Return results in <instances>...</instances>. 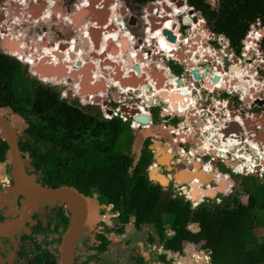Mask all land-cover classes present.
I'll use <instances>...</instances> for the list:
<instances>
[{
  "label": "flooded vegetation",
  "instance_id": "af4514ba",
  "mask_svg": "<svg viewBox=\"0 0 264 264\" xmlns=\"http://www.w3.org/2000/svg\"><path fill=\"white\" fill-rule=\"evenodd\" d=\"M50 1V6L54 8V0ZM73 1L62 3V0H59L61 10L50 12L49 16L46 17V22H42L50 7L41 15L31 17L28 10L29 5L24 7L25 3L22 0H0L1 15L4 14L0 21L4 26L2 27L0 23V37L3 39V34L11 38L19 36L20 40L24 41L27 53L33 55H37L38 52L43 54V50L49 48L55 52L63 50V54L73 39L74 43L82 48L81 57L83 59H80L82 62L80 68L72 66L73 64H70V68L73 67V71L78 72L89 65V72L92 76L94 75L93 71L97 74L101 73L100 79L94 77L91 82L94 85L104 81L105 88L101 96L102 99L97 101L94 98L95 95L89 93L84 99L88 100L91 97V101L89 103L83 102L80 96L84 95H81L79 91H71V89L67 92L61 91L58 84L65 85L66 83H61L60 79L55 80V84L45 83L39 78V75L34 74L32 65L25 64L21 59L12 56L9 51V56L19 61L24 67V75L28 80L35 79L53 88L59 93L60 98L68 103L90 106L89 109L92 112L100 111L107 123L112 120L120 121L124 129L122 135L127 138L128 144H120L119 153L123 157V161L125 157L132 159L133 164L128 169L130 173L135 170V167L148 152L152 154V161L144 171L146 176L149 175L152 168L163 169L156 163L155 149L151 146L152 141L160 140L156 133H152L153 127L158 124L154 122L153 114L155 109L159 108L157 111L158 117L161 118L159 123L170 136L168 153L171 156L169 160L171 169H164L168 185L163 187L158 181L153 182L159 184L162 190L168 188L169 191H174L171 188L180 187L181 184L175 180L176 173L183 170L185 172L187 169L193 171L194 168L189 167L193 161L199 164V169L207 174L211 173L213 176L216 173L227 174L228 177L225 178L227 182H233L234 179L231 178L230 174L220 172L218 170L219 164L228 167L233 175L257 178L258 184L264 185V174L259 176V170L264 171V125L258 120V118H264L263 28L256 27V30L253 29L251 35L247 36L248 28L246 34L240 39L239 45L236 46L221 31L213 29L200 12L189 6L187 0H169L178 9L187 8L183 16L170 18L173 22L168 30L174 37V41L171 42L167 40V35L163 34L166 29L163 27L166 19L161 21L158 19L161 16L155 15L157 10L160 12L159 8L165 0L146 1L147 6L140 10V13L143 14L138 13L137 18L132 16L130 20V9L121 5L122 0H119L122 11L121 9H117V11L123 17L121 18L123 21L121 28L114 27V24H109L107 21L99 22L92 16V6L94 8L101 3L104 8L98 11L109 12L114 0H80L79 3ZM7 2H14L23 7L26 17L29 18L25 21L31 20L33 23L37 19L38 22L34 24H38V28L36 27L33 32L29 27L33 26L32 23L28 26L22 23L24 22L23 19L15 20L13 14L9 15L6 7L9 3ZM82 2L86 3L84 7H80ZM213 2L216 3L215 0ZM71 3L72 10L69 8ZM157 3L160 5H156ZM129 4L142 7L145 3L139 4L130 0ZM164 4L169 10L163 12L169 13L171 7L166 3ZM81 9H87L85 10L87 15L83 10V20L87 19L83 21L82 25L77 26L71 22V19ZM147 10H149V14H147ZM14 16L20 18L18 15ZM52 17L54 22H51ZM149 18L153 20V24L157 25L153 29L148 27L149 31L152 33L160 31L167 43L172 45L170 50L165 51L160 48L156 38H147L146 26L150 23ZM174 18L176 19L173 20ZM185 18L189 19V23L184 22ZM137 19L138 24L141 23V25L137 24ZM133 22L134 25H138L137 28L132 27ZM61 26L72 32L77 31L78 40L73 33L72 37L70 35L66 37L67 40L62 41V32L54 31L55 27H60L61 30ZM1 29L5 32H1ZM89 30H98L97 32L101 34L100 41L96 47L91 43L84 48L81 46L80 37L88 38ZM105 34L108 38H111V34L116 35V38H111V42L116 47L114 53H110L107 49V43L102 42ZM2 39H0V45ZM20 40L18 39L16 42L19 43ZM77 41H80V44H77ZM121 42H124V47ZM67 48L73 53L70 46ZM95 51L97 55H95ZM50 55H43L42 58L47 57L51 64L52 59L50 58L52 57ZM56 59V64L66 61L62 58ZM96 61L98 62L96 63ZM66 62L70 63V61ZM137 66L139 72L135 69ZM193 70L197 71L198 80L191 74ZM238 71L242 75H238ZM154 73L160 75V82L157 77L153 76ZM215 78L217 80H214ZM101 79L102 81H100ZM132 79H135L133 84L126 83ZM66 81L75 84L71 75L67 77ZM144 87L146 88L144 89ZM154 89L159 92L153 97L154 93L151 92L152 90L155 92ZM160 92L165 94L163 96L165 98L159 95ZM157 98L158 100H156ZM164 99L166 100L164 101ZM180 107L183 110H178ZM2 108L5 109L4 112ZM0 111V116L14 129L15 144L24 174L33 183L41 187L57 188L58 186H55L54 181L55 176L45 169L48 152L52 146L47 143H37L30 139L29 131L32 116L22 117L10 107L0 106ZM104 115L109 118H105ZM140 115L147 116L148 122L139 123L136 117ZM14 117L18 119H14ZM136 132H140L139 134L142 136L138 153L133 152ZM198 141L201 142V146L197 144ZM252 142L258 149L251 144ZM205 143L208 145L207 149L204 146ZM223 143L229 147L227 150L230 153L237 156L241 155L240 160L233 161L230 163L231 165H228L229 160L216 162L215 159L222 156L220 148ZM196 149L199 151L193 154L192 151ZM56 150H62V147ZM8 151L9 144L2 139L0 134V224L9 226L8 232L0 234V264H29L34 260L43 264H52L58 254L62 237L72 220V212L66 202L56 199L35 201L36 204L31 207V201L27 194L15 189V181L12 176L13 167L7 159ZM58 154L64 159L68 157L66 153L59 152ZM259 155L263 160H259ZM195 156L199 157V161L195 160ZM182 157H185L186 161L184 165L178 167L177 161L179 162ZM204 158L208 159L203 161ZM210 159L212 162L208 163ZM249 161L255 167L251 171L250 168L241 167L240 172L236 173V169L240 166L232 167L237 162L245 164ZM203 165L208 167V170H204ZM245 183L247 182L242 179L240 182H235V185L232 183L231 187L223 189L224 191L230 189L228 194L224 195L223 192H220L214 197H221L222 205L224 199L239 191L245 195V201H242L246 203L248 195L242 189ZM188 190L190 191L191 187ZM77 192L96 201L98 214L93 228L87 227L81 232L74 249L73 264H177L180 250L185 245L173 252L165 250L158 243V238L151 226L143 225L140 230H135L133 221L129 223L133 231L128 232L127 237L125 236L126 228L122 234H117L115 231L118 230V223L113 222V219L118 216V213L112 210V205L102 204L97 193ZM171 196L173 197V193ZM206 198L212 199L208 196ZM104 206H111V208L106 210ZM105 215L108 217H106L107 219ZM109 230L115 231L109 233ZM163 230L167 236L173 234L168 225H165ZM198 231L197 225V231L194 233ZM261 235L260 239L264 238V234ZM136 236L140 239H136ZM151 238L154 239L153 243L149 241ZM184 243L187 245V241ZM190 243L196 246L194 242ZM199 250L206 249L199 248L195 251L198 252ZM145 252H148L147 256L144 255ZM162 256L164 260L161 259Z\"/></svg>",
  "mask_w": 264,
  "mask_h": 264
},
{
  "label": "trees",
  "instance_id": "16d2710c",
  "mask_svg": "<svg viewBox=\"0 0 264 264\" xmlns=\"http://www.w3.org/2000/svg\"><path fill=\"white\" fill-rule=\"evenodd\" d=\"M134 1L143 4L148 0ZM215 1L213 6L207 0H187V3L200 12L213 29L225 34L233 45H239L250 24L257 19H261L264 25V0ZM6 7L9 14L19 16L18 7L11 4H7ZM2 29L1 32L4 31ZM105 37L107 40L108 37ZM10 38L4 34L3 39L0 37L3 47V50H0V106L10 107L22 117L32 116L30 139L52 146L48 152L45 169L55 176V186H69L78 191L94 192L98 194L102 204L112 205V210L118 213L115 218L118 230H109V233L115 231L122 234L133 221L135 230H140L143 225L151 226L158 243L168 251L179 249L184 242L189 241L211 251V264H264V238L260 239L255 234V229L264 227L263 184L250 187L245 183L242 186L243 192L248 195L246 203L239 198L238 191L224 199L222 205L211 206L202 203L194 210L190 208V202L166 195L162 187L150 181L144 172L152 161L151 152L142 158L132 173L128 172L133 164L132 159L125 157L123 161L119 153L118 142L124 130L121 122L112 120L107 123L100 111L92 112L90 106L68 103L62 100L53 88L35 79L28 80L22 64L5 54L10 51L9 44L19 46L23 40H20L19 36ZM18 39L19 43L16 42ZM121 44L124 47V42ZM166 48L168 46L164 47L165 51L170 50ZM47 51L49 50H43L42 57L49 54ZM57 52L53 50V53H50L52 61L60 57L59 54L54 56ZM111 52H115L114 47L111 48ZM21 54V50H17V53L11 55L20 59V56H23ZM42 57L38 62L46 59V65H49L47 57ZM66 64L70 68V64L67 62ZM77 67L80 68L81 65ZM79 72L81 74L79 88L85 93L103 90V86L98 82L92 87L89 86L92 76L89 78L88 65ZM70 75L75 81V73L71 72ZM94 75L97 77V74ZM238 75L242 73L238 71ZM153 76L161 81L160 75L154 73ZM156 92L158 94L159 91ZM197 144L201 146L200 141ZM61 147L62 150H56ZM255 148L257 149L256 146ZM162 149L166 152V147ZM56 151L66 153L67 159L59 157ZM163 152L157 151L160 164L168 159L167 154ZM241 167L243 165H240L239 170ZM152 169L150 176L159 181L161 176L158 174V168L156 171ZM209 177L212 181L211 176ZM187 179L176 178L184 187L185 193L193 200L199 201L207 191L191 184L199 185L201 181L204 182V177L188 175ZM188 184L191 185L190 191L187 190ZM207 186L211 187L210 183ZM191 224L198 225L197 233L187 230V226ZM165 225L173 232L171 236L165 235L163 230ZM149 241L153 243L154 239L151 238ZM161 259L164 260V257ZM184 260L190 262L189 258ZM29 264L43 263L34 260Z\"/></svg>",
  "mask_w": 264,
  "mask_h": 264
},
{
  "label": "rangeland",
  "instance_id": "374dc122",
  "mask_svg": "<svg viewBox=\"0 0 264 264\" xmlns=\"http://www.w3.org/2000/svg\"><path fill=\"white\" fill-rule=\"evenodd\" d=\"M61 1V0H60ZM70 0H62V3H64V2H69ZM129 1L130 0H122V2L120 3L121 5H123V6H125V7H128L129 9H130V12H131V16L129 17V20L130 19H132V16L133 17H136L137 18V16H138V13H140V10L143 8V7H146L147 6V4L148 3H145V4H143V6L142 7H136V6H132V5H130L129 4ZM165 1H169V0H165ZM211 5H215L214 4V2H210V0H207ZM22 2L23 3H25V5H24V7L25 6H27V5H29V12H30V16L32 17V16H36V15H38V14H42L43 12H46L47 10H48V7H50L49 8V11H47L46 12V14L44 15V17H43V19H42V22H46V17H48L49 16V14H50V12H58V11H60L61 10V5H60V3H59V0H54V3H55V5H54V8L52 7V6H50V4H51V1L50 0H40V1H35V0H22ZM73 2H76V3H79L80 2V0H74ZM72 2V3H73ZM7 3H9V4H12L13 6H16V7H18V12L20 13L19 14V16H20V18H18V20L20 21L21 19H23V21L24 22H22V23H24V24H26V25H30L31 23H32V21L30 20L29 22H27V21H25V20H29V18L28 17H26V14H25V10H24V8L23 7H21L20 5H18L17 3H14V2H7ZM72 3L69 5V8H71V10L73 9L72 8ZM118 3V2H117ZM165 2H163L162 3V6H161V8H159L160 9V12H159V10H157V13H155V15L158 17V16H161V18H158V19H160L161 21L163 20V19H166V22H165V25L163 26L164 28H166V29H168V28H170L171 26H172V22L173 21H171L170 20V18H172V17H176V18H178L177 16H179L181 13H185L187 10V8L186 7H182L181 9H178L176 6H174V4H169L170 2H168V4L166 3V5H169V7H171V10L169 11V13H164L163 11H168V10H166L167 9V7L165 6V4H164ZM84 6L85 4H81V6ZM156 5H160V3H157ZM71 6V7H70ZM80 6V5H79ZM80 6V7H81ZM79 7V8H80ZM180 8V7H179ZM183 8H185V10H183ZM175 9H177V10H175ZM83 10H84V12H86L85 10H87V9H81V11H79L78 13H76V15H74L73 17H72V19H71V22H73L74 24H76L77 26L79 25H82L83 24V21H85L86 19H84L83 20V16H84V12H83ZM4 11V10H3ZM8 11V10H7ZM177 11H179V13L177 12ZM147 12H148V10H147ZM2 13H4V12H2ZM163 13V14H162ZM140 14H143V13H140ZM3 16H4V14H2ZM1 15V10H0V21H1V17H3ZM10 15V14H9ZM86 15H87V12H86ZM14 18H17V16L15 17L14 15H12ZM92 16H93V18L94 19H97V18H99V17H101V16H103V14H101V13H99V12H97V10H95L94 8H93V10H92ZM42 17V16H41ZM97 17V18H96ZM85 18V17H84ZM121 18H123L121 15H120V13L117 11V9H116V6H114L113 8H112V13H111V20L113 21V22H115V23H119L120 25L121 24H123V21H122V19ZM176 18H174L173 20H175ZM52 20H51V22H54V18L52 17L51 18ZM170 20V21H169ZM38 22V20L36 19L33 23H32V25L33 26H29V27H31V29H32V31L34 32L35 30H36V27L38 26V24H34V23H37ZM149 22L151 23V25H150V23L149 24H147V26H146V35H147V38L149 39V38H151V37H154V38H156L157 39V42H158V45H159V47L160 48H162V49H164V47H167L168 46V48L170 49V47L172 46V45H170L169 43H167V41L165 40V38L160 34V31L159 32H156V33H153L152 34V32H150L149 31V28L148 27H151V29H153V28H155V27H157V25H155V24H153V20L151 19V18H149ZM1 23V26H2V22H0ZM129 23V22H128ZM198 23V22H197ZM197 23H195V24H197ZM137 24H138V19H137ZM134 25V22L132 23V27H138V25H141V23H139L138 25ZM117 25V24H116ZM120 25H117V28L119 27V28H121V27H123L122 25L120 26ZM52 26H54V24H52ZM2 27H4V26H2ZM62 27V26H61ZM111 27H113V26H111ZM115 27V26H114ZM113 27V28H114ZM195 27H196V25H195ZM256 27L257 28H263L264 26L261 24L260 26H255L254 28H253V25L250 27V29L252 28V29H255L256 30ZM38 28V27H37ZM40 29V28H39ZM38 29V30H39ZM116 29V28H115ZM150 29V30H151ZM264 29V28H263ZM27 30V29H26ZM62 30V31H61ZM61 30H60V27L59 28H56L55 27V29H54V31H56V32H62L61 33V38H62V41H64V40H67L66 39V37H68V36H70L71 35V37H72V35H73V33H74V35H75V37L77 38V40H78V37H77V35H78V32L77 31H75V32H72L71 30H67V28H61ZM83 31H85L84 29H83ZM98 31V30H97ZM3 32H5V31H3ZM86 33H87V31H86ZM86 33H84V34H86ZM90 35H91V37H90ZM113 35H115V34H113ZM32 36H33V34H32ZM105 36H107L106 34L104 35V37H103V39H102V42H105V43H107L106 45H107V49H109L110 50V52H111V48H113L114 47V45H113V42H111L112 40H111V38H116V35L115 36H112V35H110L111 36V38H107V40H106V37ZM100 37H101V34H99V32L96 34L95 33V31L94 30H89V37L88 38H83L82 36L80 37V40H81V46L82 47H88L89 46V44H94L95 45V47L97 46V43H98V41H100ZM11 39V38H10ZM75 39V38H74ZM88 39H91V40H88ZM34 40V39H33ZM164 40V41H163ZM71 42H72V45L70 46V44H71ZM71 42L67 45V47L68 46H70V48H71V50L73 51V53H71L70 51H68L69 49L66 47V49L64 50V52H63V54H62V51H59V55H60V57L59 58H62V60L64 59V60H66V61H70V63L69 64H73L72 66H74L75 65V63H76V61L77 60H80V59H83L82 57H81V53L83 52L82 51V48H80V47H78L75 43H74V40L73 39H71ZM59 42L57 41V44H58ZM74 43V44H73ZM87 43V44H86ZM21 44V45H20ZM77 44H80V41H77ZM18 44H9V47H8V50H10V52H12V53H17V50H21V48H22V50H21V55H23V56H20V59L22 60V61H24V63L25 64H28V65H32V70H33V72H34V74L36 75L37 73H36V70H35V68H36V66H35V64H33L32 62L33 61H35L36 63H38V66H39V62H37V58L38 57H40L41 56V54L40 53H37V55H33V54H29V53H27V51H26V48L24 47V42L22 41H20V43H19V46H17ZM111 45L113 46V47H111ZM167 45V46H166ZM115 49H116V47H114ZM168 48H166V49H168ZM47 50H49V51H47V52H49V54L50 53H53L52 51V49L51 48H49V49H47ZM74 52H75V54H74ZM95 53V55H97L96 54V51L94 52ZM111 53H113V52H111ZM8 55H9V53H7ZM19 54H20V52H19ZM18 54V55H19ZM17 55V56H18ZM45 55H47V54H45ZM69 56V60L67 59V57ZM50 57H51V55H50ZM44 58H46V57H44ZM71 58V59H70ZM35 59V60H34ZM141 60V59H140ZM66 61L65 62H60L57 66H53V65H55L56 64V62H57V59H56V61L55 62H53V63H51V64H49V62H48V64L49 65H52L50 68H47V69H41V66H40V68H39V70L41 71V72H43L45 75H48V73H50L52 70H55V72H56V74H55V77H53V78H45V77H42L41 75H39V78L40 79H42L45 83H48V82H51V83H56L55 82V80H57V78H58V76H60V75H63V77L60 79V82L61 83H63V84H65V85H62V84H58L59 85V87L61 88V91H66L67 92V90H69V89H71V91H79V93L81 94V95H84V96H80V98H82V101L83 102H86V101H88V100H85L84 98H87L86 96L89 94V93H85L84 92V90L83 89H80L79 88V84H78V82H79V80H80V78H81V74H80V72L78 73V72H75V71H73L74 70V68L73 67H71V68H67V64H66ZM75 62V63H74ZM98 61H96V63H97ZM47 63V62H46ZM82 63V62H81ZM89 63V62H88ZM89 66V65H88ZM70 70H71V72H74L75 73V76H76V80H75V84H73L72 82H70V83H68V81H66V79H67V77H70V75L69 74H71V72H70ZM93 73H95V74H97V72H95V71H93ZM38 75V74H37ZM57 76V77H56ZM90 76H92V74L89 72V78H90ZM101 76H102V74L101 73H98L97 74V79H100L101 78ZM94 77H95V75H93L92 76V81H93V79H94ZM36 79H38L37 77H35ZM100 81H102V79L100 80ZM58 82V81H57ZM100 84L103 86V90H104V88H105V86H104V81H102V82H100ZM89 86L90 87H92L93 85H92V82H90V80H89ZM96 91L95 93H92L93 95H95L94 96V98L97 100V101H100L102 98H101V96L103 95V92L104 91ZM154 94H153V97L154 96H156V95H158L157 94V92L155 91V92H153ZM91 94V93H90ZM159 95L161 96V97H163L165 94L162 92V93H159ZM163 98H165V97H163ZM95 100V101H96ZM156 100H158V98L156 99ZM164 100H166V99H164ZM89 102V101H88ZM173 105L175 106V104L173 103ZM182 107V106H181ZM181 107L178 109V110H183V109H181ZM158 109L159 108H156L155 109V111H154V114H153V120H154V122L155 123H158L156 126H154L153 127V131H152V133H156V135H157V138H159L160 140H162V141H160V140H158V141H156V140H154V141H152V147L155 149V153L156 154H154V158L156 159V160H158V158H157V151H160V152H163V153H166L167 155V157H168V159H166L165 161H164V163H163V165L165 164V165H168V170H170L171 168H170V165H169V163H170V158H171V156H170V154L168 153L169 152V150H168V142H169V138H170V136H169V134H168V132L166 131V129H163V126H162V124L161 123H159L160 121H161V118H159L158 117V115H157V111H158ZM2 111H5V109H3ZM258 120L260 121V122H262V124L264 125V118H258ZM140 133V132H139ZM138 132H136L135 133V135H136V137L134 138V141H133V152H135V153H138V151H139V147H140V140H141V138H142V136L139 134ZM144 135V134H143ZM167 143V144H166ZM120 144H124V145H127L128 144V141H127V138L126 137H124L123 135L122 136H120V138H119V142H118V145H119V148H120ZM224 144V143H223ZM251 144H253V142L251 143ZM254 145V144H253ZM167 147L166 148V152H165V150H163L162 148L163 147ZM256 146V145H255ZM187 147V146H186ZM205 148L207 149L208 148V145L205 143ZM227 148L228 147H226V146H222L221 148H220V150L222 151V155H224V153L226 152V151H228L227 150ZM224 149V150H223ZM258 149V148H257ZM194 152H196L195 150L194 151H192V153L194 154ZM212 153H214V152H212ZM185 159V160H184ZM208 158H204L203 159V161H206ZM185 161H186V158L185 157H183V159L181 158L180 159V161L178 162L177 161V163H178V167H180L181 165H184V163H185ZM168 163V164H167ZM228 163V162H227ZM228 165H231L230 164V162L228 163ZM238 164L236 163L235 164V166H237ZM189 167H191V168H194V170H193V172L192 173H190V172H184V170L183 171H179V172H177L176 173V176H175V180H176V178H179V177H181V178H186L187 179V177H188V175L189 176H197V177H200V178H202V177H204V182L203 181H201V183H199V185H208L211 181H210V177L209 176H211V178L213 179L214 178V176L211 174V173H209V174H204L203 172H201L200 171V165L199 164H197V163H195L194 161L193 162H191V164L189 165ZM164 167H163V171L162 170H157L156 168H153L152 170H157L158 171V174L161 176L160 178H159V181H161L162 183L164 182H166V184L165 185H161V186H163V187H166V185H168V179H167V175H166V173L164 172ZM205 169H207L208 170V167H206L205 166ZM218 170L220 171V172H222V173H228V174H230V176H231V178L232 179H234V181L232 182V181H229L230 182V184H229V182H227L226 181V179L225 178H223L224 176H222V174L220 175V178H218V179H216V181L215 180H212V182H213V186H212V188L211 187H206V188H203V191H207V194H205V195H203V196H201V198H206V196H208L209 198H212V197H214V196H216L217 194H219L220 192L222 193H224V195H226V194H228V191L230 190V189H227V190H223L224 188H227V187H231V185H232V183H233V185H235V182H240V180L242 179L244 182H247L250 186H254V185H256V184H258V180H257V178H253V177H244L243 175H233L232 173H231V171H230V169L228 168V167H225L223 164H219L218 165ZM150 173H151V171L149 172V175H150ZM148 175V176H149ZM147 176V177H148ZM222 176V177H221ZM149 178V177H148ZM221 178H223V179H221ZM151 179L153 180V178L151 177ZM188 180V179H187ZM153 181H157V180H153ZM177 181V180H176ZM178 182V181H177ZM211 182V183H212ZM189 184H191V183H189ZM237 186H239V184L237 183ZM165 189V190H164ZM171 189H173L174 190V188H171ZM163 190H164V192H165V194L166 195H171L172 193H174V191H172V190H168V188H163ZM239 194V198L241 199V200H243V201H245V195L244 194H241V192L240 193H238ZM213 201H214V198H213ZM209 203H212V201H211V199H209ZM206 204H208V203H206ZM210 205H212V204H210ZM107 216L105 215V218H106ZM108 218V217H107ZM106 218V219H107ZM113 222H116V220L115 219H113ZM133 231V228H132V226L131 225H127V227H126V233H125V236L127 237V233L128 232H132ZM197 231V228L195 227V226H191V231H189V232H191V233H194V232H196ZM255 232L257 233H255L256 235H257V237L258 238H261V234H263V232L262 231H260L259 229H255ZM89 234H90V232H89ZM140 236H142V234L140 233ZM138 237L136 236V239H137ZM138 239H140V237L138 238ZM183 245H185V248H183V250H180V254H179V258H177V260H179V261H177V262H179V264H197L196 262H194V259H192L191 258V254H192V252H194L196 249L198 250L199 248H200V245H193V243H190V244H188V245H186L185 243H183ZM196 247H198V248H196ZM194 248H196V249H194ZM189 251H191V253L189 254ZM145 256H147L148 255V252H145V254H144ZM185 258H189L190 259V262L188 263L187 261H185L184 259ZM181 260V261H180Z\"/></svg>",
  "mask_w": 264,
  "mask_h": 264
},
{
  "label": "water",
  "instance_id": "95a60500",
  "mask_svg": "<svg viewBox=\"0 0 264 264\" xmlns=\"http://www.w3.org/2000/svg\"><path fill=\"white\" fill-rule=\"evenodd\" d=\"M185 23H189V19H184ZM163 34L167 35V40L173 42L174 37L168 29L163 31ZM38 65V64H37ZM58 63L55 65L57 66ZM81 61L77 60L74 66H80ZM40 66L36 67V73L45 78L55 77V70H52L48 75H45L39 70ZM137 72H139V67L137 66ZM193 77L198 80L197 71H191ZM57 77V76H56ZM63 75L58 76L57 80L61 79ZM214 80H217L215 78ZM145 89V87H144ZM90 91L86 92L89 93ZM3 110V108H2ZM139 123H147L148 118L145 115H140L136 117ZM14 129L12 125L6 122L0 116V134L3 140L9 144L8 151V161L12 164V176L15 181V189L18 191H24L30 198L31 207L36 204L35 201H40L43 199H56L67 203L68 208L72 212V220L68 229L62 237L61 243L58 247V254L55 261L52 264H73L74 249L78 242L79 236L85 228H93L95 218L97 217L98 206L96 201L81 195L78 190L74 187L69 186H59L57 188L41 187L38 184L33 183L25 174L22 169L21 160L19 158V153L15 144ZM236 173H239V168L236 169ZM150 178V176H149ZM151 181H153L150 178ZM156 182V181H153ZM161 184V181H158ZM195 226V225H193ZM196 227V226H195ZM197 228V227H196ZM264 234V227L257 228ZM9 231V226L7 224H0V234H4Z\"/></svg>",
  "mask_w": 264,
  "mask_h": 264
},
{
  "label": "built area",
  "instance_id": "2783aa9c",
  "mask_svg": "<svg viewBox=\"0 0 264 264\" xmlns=\"http://www.w3.org/2000/svg\"><path fill=\"white\" fill-rule=\"evenodd\" d=\"M261 24L263 25L262 20L261 19H257L254 23L250 24V27L253 25V28H254L256 25L260 26ZM250 27H249V30L247 32V36L251 35V33H252L253 29L252 28L250 29ZM88 100L90 102L91 101V97ZM89 102L87 101V103H89ZM104 117L105 118H109V117H106L105 115H104ZM239 157H241V155L237 156V155H235L233 153H230L229 151H226L224 153V155L220 156L219 159H215V160H216V162H219V161L223 162L224 160H229L230 163H233V161H235V160H240ZM194 158H195V160L199 161V157L195 156ZM258 158H259V160H263L262 157H260V155L258 156ZM211 160L212 159H210V161L208 163H211L212 162ZM237 164H238V166L243 165V167H245V169L250 168V171L255 169L254 164H252L250 161H249V163H245V164H241V163L237 162ZM234 166L235 165L233 164L232 167H234ZM202 168L205 170V166L204 165L202 166ZM232 170H233V168H232ZM262 174H264V171L261 169V170H259V176H261ZM220 175H221V173H216L215 176H214V180L216 181V179L220 178ZM222 176H224V178L228 177L227 174H222ZM194 182H196V184H198L196 179L194 180ZM211 182H210V186L212 187L213 186L212 185L213 182L212 183ZM189 187H191V185L188 184L187 190H188ZM200 187L206 188L208 186L207 185H200ZM173 197L181 198V199H183L186 202H190V208L192 210L196 209L202 203H205V204L208 203V205L212 204L211 206H213V205L219 206V205H221V201H222L221 197H214V201H213V198H212L211 199L212 203H209V199L208 198H200L199 201H195V200H193L191 198L190 195L185 193L184 187L182 185L180 187H176L174 189ZM104 208L106 210H109L111 208V206H108V207L104 206ZM113 216H116V215H113ZM191 226H193V225H188L187 226V230L188 231H191ZM188 244H190V242H187V245ZM182 247L185 248L184 246H182ZM183 248H182V250H183ZM170 252H173V251H170ZM191 258L194 259V262H196L197 264H211V251H209V250H199L198 252H196V251L192 252ZM177 264H179V262H177Z\"/></svg>",
  "mask_w": 264,
  "mask_h": 264
},
{
  "label": "clouds",
  "instance_id": "9594fccd",
  "mask_svg": "<svg viewBox=\"0 0 264 264\" xmlns=\"http://www.w3.org/2000/svg\"><path fill=\"white\" fill-rule=\"evenodd\" d=\"M118 2V3H117ZM210 2H213V0H210ZM81 4H86L85 2H82ZM85 6V5H84ZM83 5L81 6V7H84ZM114 6H116V9H118V10H120L121 9V11H122V8H120V6H119V0H114V4L113 5H111V7H110V11L108 12V11H106V13H107V18L104 20V21H107L109 24H114V26L115 27H117V25L119 24L118 22V24L116 25V23L115 22H113L112 20H111V13H112V8L114 7ZM101 8H104L103 7V5L100 3V4H97L95 7H94V9L95 10H99V9H101ZM92 9H93V6H92ZM183 14L184 13H181L178 17H181V16H183ZM101 22H103V21H101ZM254 23V22H253ZM264 26V25H263ZM119 28V27H118ZM85 32V31H84ZM0 50L2 51L3 50V47H2V45H0ZM4 53V52H3ZM6 55H8L7 53H5ZM9 56V55H8ZM153 182V181H152ZM191 225H195L196 227H197V224H191ZM187 242H189V241H187ZM183 245V244H182ZM191 253V252H190Z\"/></svg>",
  "mask_w": 264,
  "mask_h": 264
},
{
  "label": "bare ground",
  "instance_id": "6f19581e",
  "mask_svg": "<svg viewBox=\"0 0 264 264\" xmlns=\"http://www.w3.org/2000/svg\"><path fill=\"white\" fill-rule=\"evenodd\" d=\"M166 10H169L168 8L166 9ZM116 24H118V23H116ZM118 25H120V24H118ZM122 26H123V24H121ZM120 25V26H121ZM95 31V30H94ZM98 33V32H97ZM96 33V34H97ZM58 55V52L56 53V54H54V56H57ZM42 57V55L40 56V57H38L37 59H38V61H39V59ZM35 60V59H34ZM56 60H53L51 63H53V62H55ZM33 64H35V66L37 67L38 65V63H36L35 61H33L32 62ZM39 66H41V69H47V68H50L52 65H46V59H43L40 63H39ZM40 68V67H39ZM36 69V68H35ZM137 76V75H136ZM135 82V79L133 80H128V81H126V83H129V84H133ZM146 88V87H145ZM150 176V175H149ZM150 178H151V176H150ZM154 180V179H153ZM161 184L162 185H164L165 183H162L161 182ZM191 185H193V186H195V187H200V185H194V184H191Z\"/></svg>",
  "mask_w": 264,
  "mask_h": 264
},
{
  "label": "crops",
  "instance_id": "0c3cea01",
  "mask_svg": "<svg viewBox=\"0 0 264 264\" xmlns=\"http://www.w3.org/2000/svg\"><path fill=\"white\" fill-rule=\"evenodd\" d=\"M97 12L103 14V16L99 17L97 21H104V20L107 18V13H106V11H97ZM96 18H97V17H96ZM165 147H166V146H165ZM167 147H168V146H167ZM167 147H166V148H167ZM182 158H183V157H182ZM155 161H156V163L158 164V166L164 167L165 170L168 169V165L160 164V163L158 162V160H155ZM200 171L203 172L204 174H207L206 172H204V171H202V170H200ZM186 172H190V173H192L193 171L187 169ZM190 252H191V251H190ZM190 252H189V254H190ZM174 259H176V258H174ZM176 262H177V261H176Z\"/></svg>",
  "mask_w": 264,
  "mask_h": 264
}]
</instances>
